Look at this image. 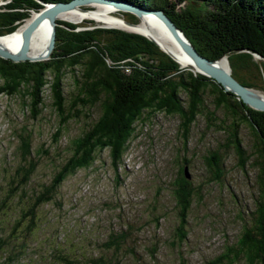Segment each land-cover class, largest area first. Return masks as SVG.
Instances as JSON below:
<instances>
[{
  "label": "trees",
  "instance_id": "16d2710c",
  "mask_svg": "<svg viewBox=\"0 0 264 264\" xmlns=\"http://www.w3.org/2000/svg\"><path fill=\"white\" fill-rule=\"evenodd\" d=\"M69 1L11 0L0 7V35L15 31L31 16L32 10L41 11L45 3ZM124 1L145 8H163L199 53L209 59L228 55L233 76L245 86L264 91V0H195L201 6L185 5L193 0ZM128 16L131 17L128 20L137 22L135 15ZM57 23L56 45L49 60L15 62L0 57L3 80L0 95L23 93L28 99L25 107H29L32 117L37 119L45 105L44 89L50 84L52 104L59 118L54 142L59 141L69 121L79 118L85 109L99 107L100 114L73 138L69 157L57 168L52 181L34 192V198L28 191L39 165L33 155V134L26 128L18 133L19 163L9 180L6 196L1 198L0 210H8L12 199L20 196L28 199L30 205L23 208L7 238L27 241L36 234L40 229L38 210L55 199L59 186L69 176L89 168L99 152L109 149L113 165L118 168L136 135V124L144 119V114L178 115L181 135L187 145L192 125L206 110L205 97L209 95L216 108H224L230 115V124L220 127L228 132V143L233 144L240 166L244 168L247 159H253L258 196L249 219L242 223L237 240L227 242L221 253L204 264H264V111L249 107L213 78L180 67L142 34L99 26L86 28L85 24L65 20ZM78 27L84 29L78 30ZM256 55L260 59H256ZM67 69L74 74L77 86L70 105L63 86ZM242 124H248L255 137L254 150L249 157L240 137ZM204 160L211 179L221 180L224 173L221 154L211 152ZM177 161L178 170L171 184L179 217L176 241L182 244L188 239L193 202L202 201V192L200 185L192 180L190 160L183 157ZM7 238L0 236L2 249L11 244ZM124 239L125 233L111 235L104 246L107 251L120 249ZM22 253L23 250L15 251L8 260L20 261ZM52 255L65 264H116L113 256L75 257L72 253H62L58 245ZM44 264L56 262L44 260Z\"/></svg>",
  "mask_w": 264,
  "mask_h": 264
},
{
  "label": "rangeland",
  "instance_id": "374dc122",
  "mask_svg": "<svg viewBox=\"0 0 264 264\" xmlns=\"http://www.w3.org/2000/svg\"><path fill=\"white\" fill-rule=\"evenodd\" d=\"M9 1L0 0V7ZM185 5L201 6L195 0ZM80 7L87 12L95 8L89 4ZM34 12L31 11L29 19L37 15ZM128 14L130 12L120 9L115 12L121 20L131 18ZM95 18L86 16L75 23L85 24L86 28L105 25ZM137 22L142 23L141 27L149 25L151 29L153 26L150 18L140 21L137 17ZM123 24L111 28H133L124 21ZM167 40L169 47L176 46L170 36ZM256 59L260 56L256 55ZM66 71L63 86L70 105L77 86L72 71ZM2 83L0 77V85ZM257 91L264 94L262 90ZM44 98L43 111L34 119L29 107H25L28 99L23 93L0 95V201L6 196L9 180L19 163L18 133L23 128L33 134V155L39 162L28 187L34 198V192L49 184L57 168L69 157L73 138L100 114L99 107L85 109L79 118L69 121L59 141L54 142L59 118L52 104L50 84L44 89ZM205 100L206 110L193 123L187 145H184L178 115L146 113L144 119L137 122L136 135L118 168L113 165L110 150L106 149L98 153L89 168L69 176L59 186L55 199L38 210V232L27 241L15 238L3 249L13 253L23 249L22 244L27 246L25 251L23 249V259L17 263L8 260L9 264H44V260L65 264L52 255L56 245L62 253H72L75 257L113 256L116 264H204L221 253L227 242H235L242 223L255 208L257 168L250 158L244 168L240 166L233 144L229 142V146L228 132L220 127L230 124V115L224 108H216L209 95ZM240 137L249 157L254 150L255 137L248 124H242ZM214 151L219 152L223 160L224 173L219 181L211 179L204 160ZM183 157L190 160L192 180L201 187L202 201L194 200L189 214L188 239L179 244L176 241L178 209L171 181L178 170L177 160ZM12 200L8 210H0V217L4 218L0 219L2 237L19 220L23 208L30 205L23 196ZM120 233L126 234L120 249L107 251L104 244L111 235Z\"/></svg>",
  "mask_w": 264,
  "mask_h": 264
},
{
  "label": "water",
  "instance_id": "95a60500",
  "mask_svg": "<svg viewBox=\"0 0 264 264\" xmlns=\"http://www.w3.org/2000/svg\"><path fill=\"white\" fill-rule=\"evenodd\" d=\"M94 2L106 3L108 5L114 6L116 9L130 12L137 16L140 20L145 16H153L157 18L164 25V27L166 28L165 30H167V32L178 42L180 46L179 50L176 51L174 49L164 48L159 41V39L162 37L160 34H140L144 35L149 40L158 45V47H160L162 51H164L173 60H175L180 65V67L187 68L195 73H201L210 78H213L218 83H220L225 88V90L237 95L249 107L255 110L264 111V98L261 95L262 93H259L254 88L245 86L233 76L232 68L227 55H224L219 59H209L203 56L198 52L184 30L174 22V20L166 13L163 8H145L129 1L71 0L69 2L48 4L44 9H42L40 13H37L33 20L23 30L22 43L18 48L0 41V57L11 59L15 62L26 60H49L56 45V27L58 24L57 21L60 19V13L66 10L79 8L83 4H90ZM83 10L87 9L83 8ZM45 17L49 18L48 25L50 27V31L48 34V42L46 47L41 52L33 54L30 52V42L32 40L34 32L42 26ZM125 22L129 25H136V23L128 20H125ZM104 26L111 28V26L108 25H103V27ZM45 29L46 28H43L44 31ZM15 31L5 35H0V38L13 35ZM222 59H225L226 64L221 63ZM185 172L187 177L190 178L187 167L185 168Z\"/></svg>",
  "mask_w": 264,
  "mask_h": 264
},
{
  "label": "bare ground",
  "instance_id": "6f19581e",
  "mask_svg": "<svg viewBox=\"0 0 264 264\" xmlns=\"http://www.w3.org/2000/svg\"><path fill=\"white\" fill-rule=\"evenodd\" d=\"M10 2V1H9ZM59 3V2H58ZM48 4H53V3H45V7ZM89 5L95 6V8L92 10L90 9V11L87 12V10H83V8H74L71 10H66L60 13L59 15V20H65L71 23H75V22H81L86 16H94L96 17L95 19L98 21V23H102L105 25H110L111 27L114 26H124L123 21L125 22V18L121 20V17L118 15H115V12L117 11V9L114 6L108 5L106 3H100V2H94V3H90ZM44 9V8H43ZM42 11V10H41ZM36 12L37 13H40ZM34 12V13H35ZM35 17V15L33 17H31L25 24L21 25L18 30H16L13 35H9V36H5L3 38H0V41L5 42L6 44H9L11 46H14L15 48H18L21 43H22V32L23 30L26 28V26L33 20V18ZM145 18H150L151 21V25L152 28H149V25L143 26L141 27L140 25L142 24L141 22L136 23V25H129L126 22V25L133 27V28H121L124 30H128L130 32H135V33H144V34H152V35H156V34H160L162 37L159 39V41L161 42V45L166 48V49H174V50H179V44L178 42L167 32V30H165L166 28L164 27V25L160 22V20H158L157 18L153 17V16H145L142 19ZM92 19V18H89ZM141 19V20H142ZM48 20L49 22V18L45 17L44 21ZM140 20V21H141ZM156 20V22H154ZM78 24V23H76ZM114 25V26H112ZM138 26L141 27L138 28ZM43 28H46L45 31L43 30ZM115 28H119V27H115ZM158 28V29H156ZM50 31V27L48 25L47 22H43L42 26L40 28H38L35 32L34 35L32 37V40L30 42V52L33 54H37L39 52H41L47 45L48 42V34ZM170 36V38L173 40V42L175 43L176 46L174 47H169L168 43L169 40H167L168 36ZM165 36V37H164ZM165 42V43H164ZM167 43V44H166ZM158 46V45H157ZM221 63L226 64L225 59L221 60ZM262 97L264 98V94H261Z\"/></svg>",
  "mask_w": 264,
  "mask_h": 264
}]
</instances>
